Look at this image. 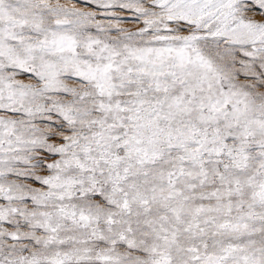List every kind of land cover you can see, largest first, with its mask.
<instances>
[{
    "label": "snow or ice",
    "instance_id": "obj_1",
    "mask_svg": "<svg viewBox=\"0 0 264 264\" xmlns=\"http://www.w3.org/2000/svg\"><path fill=\"white\" fill-rule=\"evenodd\" d=\"M0 264H264V0H0Z\"/></svg>",
    "mask_w": 264,
    "mask_h": 264
}]
</instances>
